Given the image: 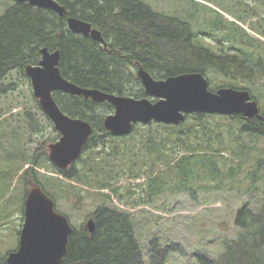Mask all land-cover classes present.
<instances>
[{
    "label": "trees",
    "instance_id": "trees-1",
    "mask_svg": "<svg viewBox=\"0 0 264 264\" xmlns=\"http://www.w3.org/2000/svg\"><path fill=\"white\" fill-rule=\"evenodd\" d=\"M59 2L66 7V16L23 2L7 6L0 14V80L13 69L25 75V65L36 64L40 48L46 46L60 50L61 74L80 86L143 97L146 94L136 72L142 66L157 79L201 71L207 75L210 87L246 88L258 101L252 84L256 79H264L262 39L248 34L224 38L225 26L208 18L207 28L222 33L216 36L211 30L202 32L213 38L208 47L200 42L197 34L201 31L195 30L190 21L155 12L142 0ZM68 15L87 20L100 29L108 39L110 51L98 41L70 31L66 23ZM225 42H229L228 48L224 47ZM240 81L250 86H237ZM130 83L139 87L128 88ZM54 98L66 114L91 123L93 130L83 152L91 141L100 140L96 131L102 129L103 117L113 109L111 104L62 92H55ZM262 111L260 108L264 116ZM146 129L136 137L130 136L128 141L126 136H120L124 140L110 152L93 150L91 156H80L64 170L48 161L46 141L30 157L23 152L6 151L0 155V196L9 188V181L5 185L2 182L16 175L25 192L28 184L38 183L54 203L59 194L74 197L79 203L89 194L95 201L100 200L89 214L95 222L94 231L89 232L85 223L72 226L60 264H146L132 213L106 203L111 195L104 189L119 200L123 194L126 200L129 198L131 188L121 192L122 187L117 185L120 177L145 176L146 181L135 184L143 185L142 192L148 195L168 190L186 192L195 198L201 190L217 191L225 181L241 188L244 180L237 176L250 163L245 175L248 185L264 183V119L199 112L186 115L179 124L151 122ZM38 130L40 127L37 129L31 122L30 131ZM58 136L56 133L52 140ZM42 161L50 163L51 172L64 178L42 173L38 169ZM65 178L67 182L63 181ZM82 185L93 191H86ZM261 194L262 202L256 208L245 203L238 209L237 236L222 239L225 248L221 246V254L197 251L192 264H264V192ZM136 202L126 201L129 205ZM151 247L150 264H166L169 253L179 251L175 246L162 249L157 239L151 240ZM5 255L0 253V264H7Z\"/></svg>",
    "mask_w": 264,
    "mask_h": 264
},
{
    "label": "rangeland",
    "instance_id": "rangeland-1",
    "mask_svg": "<svg viewBox=\"0 0 264 264\" xmlns=\"http://www.w3.org/2000/svg\"><path fill=\"white\" fill-rule=\"evenodd\" d=\"M142 1L147 3L155 12L190 21L191 23H189L195 30L201 31L197 34L200 42L208 47L213 38H209V35L202 33L211 30L207 28V24H209L208 18L212 23L215 21L217 24L220 23L225 26L224 38L232 35L244 36L248 34L264 41V0ZM3 2L4 0H0V14L2 13ZM211 31L216 36H222V33L216 30ZM228 44L229 42H225L224 47L228 48L230 46ZM210 45L218 47L215 44ZM262 53L264 59V49ZM219 80L224 81L223 78ZM212 83L211 85H213ZM236 85L240 87L250 86L241 81L237 82ZM135 87L139 86L135 85V83H130L128 86V88L132 89ZM210 88L214 89V87ZM252 89L258 97V103L261 112H263L264 79H256V83L252 84ZM147 97L152 99L150 96ZM34 98L29 77L26 74L23 75L19 69H13L0 80V155L12 150L16 151V153L23 152L27 157H30L33 151L44 141L47 144L48 155V144L54 141L52 139L58 132ZM26 112L29 115H26ZM111 112H113V109L108 114ZM31 122L35 123L37 129L40 127V131L31 132ZM147 126H149V123H137L129 134L121 135V137L126 136L125 140L128 141L130 136L136 137L140 133H145ZM152 126L156 128L155 124H152ZM96 132L97 137L101 136L100 140L96 143L91 141L86 151H82V157L88 158L92 155L93 150L110 152L124 140L120 136L112 135L103 125L102 129L98 128ZM48 161L50 162L49 159ZM120 161L121 158L116 160L118 163ZM42 163V167H38L42 173L58 175L64 178L62 174L51 172V170L53 171L50 165L51 162L47 164L42 161ZM78 163L81 164V162L77 161ZM251 165L249 163L247 168ZM27 166L28 163L24 167ZM14 167L15 164H13L12 168ZM247 168L244 166L237 176L244 180L241 188L237 184L230 185L225 181L221 183L217 191L201 190L196 194L195 198L182 191L170 193L168 190H162L161 192L156 191L153 195H148L146 191L143 193V185L135 183H142L145 180V176L138 179H131L128 176L120 177L117 181V185L122 187L120 191L127 192L126 188H131L132 191L127 200L125 198L126 194H123V197L119 200L108 189L103 191L111 195V200H106L107 204L132 213L135 231L141 244L146 264H150L149 253L151 252L149 251L152 249L151 240L153 239L158 240L159 247L162 249H166L168 246L178 248V252L169 253L166 264H192L193 254L197 251H204L211 255L219 256L222 248H225L223 238L230 239L237 236L235 235L237 234L235 216L238 209L245 203H248L252 208H256L262 202L263 197L260 195L264 192V183L255 182L248 185V179L245 177L248 172ZM20 180L18 175H16L2 182V185H5L9 181V188L5 194L0 196L1 254H6L8 251L16 249L18 245V231L23 223L24 197L27 192H25ZM63 181L67 182L68 180L65 178ZM74 184L77 185V183ZM82 186L88 192L93 191V188L88 189L86 185ZM247 186H250V190L245 191L244 188ZM28 188L29 184L27 190ZM4 198L7 199V202H5ZM99 201H95L88 194L79 203L74 197L69 198L66 194H59L55 201V208L68 217L73 227H79L81 224L86 223L89 214ZM126 201L137 202L134 205H129ZM219 221L220 226L218 227ZM223 223L225 226H223Z\"/></svg>",
    "mask_w": 264,
    "mask_h": 264
},
{
    "label": "water",
    "instance_id": "water-1",
    "mask_svg": "<svg viewBox=\"0 0 264 264\" xmlns=\"http://www.w3.org/2000/svg\"><path fill=\"white\" fill-rule=\"evenodd\" d=\"M19 1L53 9L59 15L66 11L56 0ZM66 22L70 31L106 43L101 31L91 22L72 15L67 17ZM60 55L59 49L50 50L43 46L38 62L26 64L24 73L30 79L33 95L42 111L59 133V138L48 144V159L61 170L67 169L81 156L93 127L86 119L66 114L55 100V92L111 104L113 112L105 115L102 123L115 136L129 134L137 123L154 121L179 124L186 115L199 112L264 119L258 101L248 89L219 86L211 90L207 77L201 71L182 72L157 79L139 66L137 76L145 94L152 97L149 99L147 96L133 97L80 86L61 74ZM23 216L17 248L6 253V263L60 264L73 227L66 215L55 209L53 199L38 183L29 185L24 197ZM85 226L92 233L95 228L93 218H89Z\"/></svg>",
    "mask_w": 264,
    "mask_h": 264
},
{
    "label": "flooded vegetation",
    "instance_id": "flooded-vegetation-1",
    "mask_svg": "<svg viewBox=\"0 0 264 264\" xmlns=\"http://www.w3.org/2000/svg\"><path fill=\"white\" fill-rule=\"evenodd\" d=\"M59 4H61L60 2H59V0H56ZM27 3V4H29V5H31V6H33V7H39V6H35V5H33V4H30L28 1H19V0H4V2H3V4H2V6H3V8H2V12L6 9V7L7 6H11V5H14V4H19V3ZM61 5H63V4H61ZM64 6V5H63ZM65 7V6H64ZM41 8H45V7H41ZM47 9H50V8H47ZM65 9H66V7H65ZM51 10H53V9H51ZM54 11V10H53ZM55 12V11H54ZM57 13V12H56ZM58 14V13H57ZM59 15V14H58ZM66 16V11H65V13L63 14V15H59V16ZM69 16V15H68ZM67 16V17H68ZM67 17H66V20H67ZM67 23V22H66ZM93 26V25H92ZM100 30V29H99ZM101 31V30H100ZM102 33V32H101ZM102 36H103V34H102ZM88 37H90V36H88ZM103 38H104V40H105V42L106 43H103V42H99L100 44H101V46H102V48L103 49H105V50H107V51H110V49L108 48V39H106L104 36H103ZM139 67V66H138ZM138 69V68H137ZM137 72V71H136ZM63 93V92H62ZM69 94V93H68ZM108 103V102H107ZM136 125V124H135ZM134 125V126H135ZM89 218H92V217H89ZM88 218V219H89Z\"/></svg>",
    "mask_w": 264,
    "mask_h": 264
}]
</instances>
